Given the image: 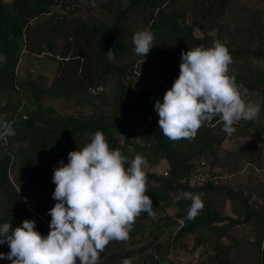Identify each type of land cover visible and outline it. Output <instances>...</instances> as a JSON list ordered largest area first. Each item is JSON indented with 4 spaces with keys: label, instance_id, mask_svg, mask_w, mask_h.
Segmentation results:
<instances>
[{
    "label": "trees",
    "instance_id": "1",
    "mask_svg": "<svg viewBox=\"0 0 264 264\" xmlns=\"http://www.w3.org/2000/svg\"><path fill=\"white\" fill-rule=\"evenodd\" d=\"M93 1L88 5L92 7ZM128 1L124 7L122 0H112L117 8L113 22L106 23L104 29L91 27V53L85 51V47L73 51L70 36L66 37L62 51H54L53 44L48 42L45 50L53 57L58 53L62 65L74 62L82 66V75L72 88L60 91L56 79L51 86L37 85L29 77L21 79L16 71L18 62L28 47L30 51H41L42 47L31 49V44H41L42 38L38 36L41 31L47 28L49 32L59 33L60 22L73 12L79 14L77 24L87 28L89 23L81 16L83 4L78 7L72 0H0V121L11 122L15 130L14 136L0 138V196L6 203L0 213V224L9 222L15 228L25 219H34L35 229L46 236L51 217L44 206L51 208L56 203L52 198L53 170L61 160L68 163L70 151L82 148L90 142L94 132L102 131L110 149H119L129 162L139 154L148 167L161 161L167 165L164 173L143 169L148 180L145 194L153 202L154 214L142 213L129 238L143 236L148 230L152 240L120 251L115 255L120 262L132 258L134 264H191L177 256L182 249L198 257L195 264H260L264 181L256 183L253 195L252 191L245 192L250 184L241 185L235 180L240 169L246 172L244 175L258 180L255 172L264 158V112H261L264 109V27L261 21L254 17L248 25L247 42L230 38L225 42L227 39L222 33L230 28L225 17L233 14L232 3H237L236 0H186L184 6L173 12L163 11L170 0ZM148 6L157 10L155 15L151 13V23L147 27L155 36L154 47L149 52L150 57L143 62L138 59L140 67L138 63L135 67L134 59L123 62L128 48L125 36L129 31L131 35V30L124 28L123 19L127 13ZM195 28L202 35H194ZM215 29L216 37L212 35ZM81 30L76 29L69 35L78 39L79 33H84ZM216 40L226 45L232 58L246 57L252 63L245 68H233L229 74L254 96L252 102L261 104L259 118L238 122L231 136L222 131V124L216 118L205 123L191 141H169L158 128V115L153 105L156 100L162 101L165 91L161 89H170L178 77L179 64L174 60L181 59V52L197 46L210 47ZM79 41L86 46V40L80 37ZM110 49L114 51L112 60L106 56ZM137 70L148 77L146 86L139 91L132 85ZM72 74L75 78L77 72L73 70ZM103 76L116 80L117 91L112 98L121 114H110L104 109L103 93L92 92L91 95L87 91L90 86H97ZM156 79L160 83H154L158 82ZM58 96H64L75 105L85 103L90 111L62 115L53 105L45 103L46 99ZM14 99L18 102L12 105ZM29 99L31 107L19 110L20 104ZM97 99L100 102H96ZM5 114L8 118L2 119ZM15 141L24 142L27 150L14 151ZM15 165L27 174L25 180L18 181V190L9 179V172ZM33 190L37 200L28 207L24 197L29 198ZM184 192L197 194L203 201L204 207L195 219H185L191 201L184 198ZM252 196L255 197L252 199ZM218 199L223 204L231 203L232 215L214 206ZM239 224L251 225L255 239L248 241L232 234ZM165 227L171 232L163 243L158 235ZM114 242H110L108 248L116 246L111 245ZM9 251L7 244H0V252L7 254ZM183 251L179 254L183 255ZM0 264H11V261L0 259Z\"/></svg>",
    "mask_w": 264,
    "mask_h": 264
},
{
    "label": "clouds",
    "instance_id": "2",
    "mask_svg": "<svg viewBox=\"0 0 264 264\" xmlns=\"http://www.w3.org/2000/svg\"><path fill=\"white\" fill-rule=\"evenodd\" d=\"M154 40L148 28L135 32V54L144 58ZM180 55L178 77L162 101L153 105L158 128L169 141H191L216 118L229 136L238 122L259 118L261 104L247 101L248 89L229 74L233 58L224 43L216 40L210 47L197 46ZM106 56L114 59V51L110 49ZM14 135L12 123L0 121V138ZM67 159V164L61 160L53 170L56 203L48 211V234L35 229L34 219H25L15 228L9 222L0 224V244L10 249L7 254L0 252V259L11 264H100V254L110 242L127 241L136 219L142 213L154 214L153 202L145 194L143 156L137 154L129 162L119 149H110L102 131H96ZM183 196L191 201L185 219H195L204 207L202 199L188 192ZM121 264L133 260L124 258Z\"/></svg>",
    "mask_w": 264,
    "mask_h": 264
},
{
    "label": "rangeland",
    "instance_id": "3",
    "mask_svg": "<svg viewBox=\"0 0 264 264\" xmlns=\"http://www.w3.org/2000/svg\"><path fill=\"white\" fill-rule=\"evenodd\" d=\"M75 5L83 4L84 11H82L81 16L84 18V20L88 21V27L84 28L82 26H79L77 23L78 21V15L77 12H73L67 16V19L65 21H61L59 33L55 32H49L47 31V28H45L41 33H39V38L41 39V44L34 43L31 44V49H37L38 47H42L41 51L34 52L30 51L29 47L27 50H23V54L21 56V59L18 62L17 66V74L21 79L25 78H31L34 80L35 84L40 86H51L55 83V79L58 82V89L62 91V89H70L73 86L74 81H78L80 74L82 75V66L78 65L76 66V63H65L62 65L63 60H61V57H59V54L56 53L55 57L50 56L49 53L45 50L47 48L48 42H51L53 44V47L55 48L54 51H62L64 49L65 45V39L67 36H70V41L72 43V50L75 51L79 47H85V51L90 52V45L92 39L90 36V29L93 26H100L102 29H104L106 23L111 24L114 20L115 13H116V7L113 5L112 0H94L95 6L88 5L90 0H72ZM111 1V3H109ZM169 1V0H168ZM186 0H170V3L167 4L165 8H163L165 12H173L174 10H177L184 6ZM236 2H233L234 5V12L233 14H229L228 17H225V20L228 25H230V28L226 29L222 35L225 42H228V38H230L232 41H239V42H247L249 37V29L248 25L251 24L252 19L256 17L258 20L261 21L262 27H264V0H236ZM123 6L125 7L128 5V0H122ZM102 3V5H101ZM88 5V6H87ZM101 6V8H99ZM156 9H153L152 6H148L147 9L141 10V9H135L134 11H131L127 13L124 17V28L128 31H130L128 36H125V46H128V48L125 51V56L123 59V62H128L131 60H136L135 64L133 66L136 67V64L139 61H143L147 58H149V53L142 58L141 56H138L134 52V45L132 43V37L133 34L137 31L143 30L149 26L151 23V13L153 15L156 14ZM243 13V15H242ZM188 15L191 16V13ZM193 16V15H192ZM45 17L43 18V20ZM42 20V21H43ZM187 21H190V18L187 19ZM219 21H223V18L219 19ZM76 29H83L84 33H79L78 39L73 37L71 34L72 31ZM81 30V32H83ZM127 31V32H128ZM221 33V32H220ZM60 34V35H58ZM217 30L215 29L213 31V36L216 37ZM194 35H202V33L195 28L194 29ZM83 38L86 40V46L79 41V38ZM169 40V38H166ZM131 44V45H130ZM30 51V52H29ZM82 62V60H79ZM147 61V60H146ZM175 64H180L181 59L177 58L174 60ZM250 60L247 61L246 57H234L232 64L229 66V73L232 71V69H238L240 67L245 68L247 65H251ZM138 67H140L141 63H138ZM78 67V69H77ZM76 71L77 74L75 75V78H72L73 74L72 72ZM145 78V79H140ZM148 77L144 76V74H141L140 70H137L136 78L132 82L133 87L139 91L143 89L146 85ZM158 81V79H156ZM154 83H160L159 81ZM94 88V90H92ZM82 90V88H80ZM167 88H162L161 91H166ZM87 91L91 94L99 92L103 93L105 96V100L103 101V107L105 110L109 111L110 114L116 112V113H122L121 109L119 107H116L115 103L113 102V94H115L116 90V80L113 77H102L97 81V86L92 87L90 86L87 88ZM92 95V94H91ZM255 97L258 98V93H254ZM77 96V95H74ZM254 96L252 94L249 95L247 93V96L245 99L249 102H252L251 99ZM255 98V99H257ZM75 99V98H73ZM30 101L31 99L24 100L19 106V110L24 111L26 108H30ZM17 99H14L12 101V105L17 104ZM96 102H100L98 99ZM45 103L47 105H53L56 111L62 115H68V114H80L90 111V106L87 104H78L75 105L73 101H66L64 96H58L54 98H48L45 100ZM254 103V101L252 102ZM262 113L264 112V109H262ZM8 114L2 115V119H7ZM1 146V144H0ZM12 148L14 151H16L19 148L26 149L27 145L24 142H13ZM27 150V149H26ZM223 158V157H222ZM226 158V157H225ZM262 164L259 168L256 170V174L258 175V180H255L254 177H248L247 175H244L246 172H242L240 169L239 177L236 178L235 182L245 185L250 184V189L245 188L246 191H252L253 195H255V187L256 183L259 181H264V158L262 159ZM250 166V165H249ZM166 163L165 161H161L151 167H148V164L144 165V168H149V170L154 171L156 173H164L166 170ZM258 167V166H257ZM247 166H244V169H246ZM27 178L26 172L19 166L15 165L11 168L9 172V179L12 185L15 187V189L18 190V181H23ZM234 182V183H235ZM255 196H252V199ZM30 198V199H29ZM28 197H24L25 204L30 207L31 204L36 203L37 196L34 193V190L32 191L31 195ZM6 203L3 201V199L0 196V213L5 208ZM215 207H219L220 211L223 212L226 215H232L233 212L231 211V203L229 201H226L224 204L218 199L215 204ZM45 211L48 213L49 209L48 205L44 206ZM171 212L173 209L170 210ZM171 229L169 227H165L163 229V233L158 235V240L165 243L170 235ZM232 234L236 236H243L245 239H248V241H252L255 239V235L251 229V225L245 224L241 225L239 224L237 227H235L232 230ZM152 240V237L149 235L148 230L145 231V234L143 236H137L133 238H129L127 241L124 242H114L111 245V248H108V246L105 248V250L100 254V264H121V262L115 257L116 254H118L120 251H125L127 249L136 248L139 245H142L144 243H148ZM227 242L228 240L225 239ZM177 256L182 257L184 263H191L195 264L198 261V257L194 254H188L187 252L183 251L182 249L178 250ZM183 251V255L179 254ZM134 264V261H133Z\"/></svg>",
    "mask_w": 264,
    "mask_h": 264
},
{
    "label": "water",
    "instance_id": "4",
    "mask_svg": "<svg viewBox=\"0 0 264 264\" xmlns=\"http://www.w3.org/2000/svg\"><path fill=\"white\" fill-rule=\"evenodd\" d=\"M260 264H264V232H263V239L261 242V249H260Z\"/></svg>",
    "mask_w": 264,
    "mask_h": 264
},
{
    "label": "built area",
    "instance_id": "5",
    "mask_svg": "<svg viewBox=\"0 0 264 264\" xmlns=\"http://www.w3.org/2000/svg\"><path fill=\"white\" fill-rule=\"evenodd\" d=\"M201 164H204V161H202Z\"/></svg>",
    "mask_w": 264,
    "mask_h": 264
}]
</instances>
